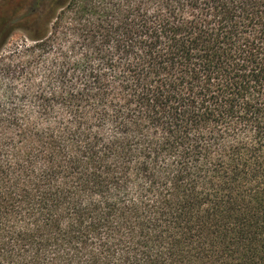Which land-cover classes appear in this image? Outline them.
Wrapping results in <instances>:
<instances>
[{
  "label": "trees",
  "instance_id": "1",
  "mask_svg": "<svg viewBox=\"0 0 264 264\" xmlns=\"http://www.w3.org/2000/svg\"><path fill=\"white\" fill-rule=\"evenodd\" d=\"M0 264H264V0H0Z\"/></svg>",
  "mask_w": 264,
  "mask_h": 264
},
{
  "label": "rangeland",
  "instance_id": "2",
  "mask_svg": "<svg viewBox=\"0 0 264 264\" xmlns=\"http://www.w3.org/2000/svg\"><path fill=\"white\" fill-rule=\"evenodd\" d=\"M24 36L23 33L20 31L15 32L12 37L10 38L9 44L6 47V50L13 48L16 44H21Z\"/></svg>",
  "mask_w": 264,
  "mask_h": 264
}]
</instances>
